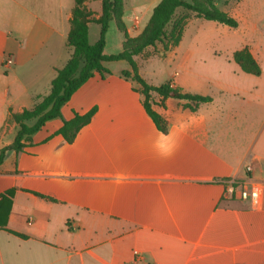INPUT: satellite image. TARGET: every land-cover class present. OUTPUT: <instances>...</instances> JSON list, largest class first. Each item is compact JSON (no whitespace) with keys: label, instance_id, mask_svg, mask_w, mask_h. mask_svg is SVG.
<instances>
[{"label":"crops","instance_id":"crops-1","mask_svg":"<svg viewBox=\"0 0 264 264\" xmlns=\"http://www.w3.org/2000/svg\"><path fill=\"white\" fill-rule=\"evenodd\" d=\"M160 1L125 0V30L110 22L104 53L122 52L126 37L146 29ZM236 1L221 10L239 22L237 28L216 22L213 34L187 36L190 22L201 19L191 15L178 45L166 51L159 43L136 58L151 85L171 82L211 102L170 98L154 105L165 123L161 130L145 109L141 86L123 75L130 64L108 62L110 74L87 80L61 118L27 137L22 151L6 152L0 264H264V53L231 35V29L241 36L244 24L249 27L239 6L245 0ZM75 4L0 0V152L19 130L11 113L47 96L71 58ZM84 5L92 18L101 16L102 0ZM100 32V25L89 24L91 44ZM244 47L260 65L259 76L234 61ZM7 58L13 63L3 66ZM155 61L166 76L162 84L143 72ZM91 111L89 123L67 142L59 133L64 121ZM251 160L256 203L227 193L230 179L246 178Z\"/></svg>","mask_w":264,"mask_h":264},{"label":"trees","instance_id":"trees-1","mask_svg":"<svg viewBox=\"0 0 264 264\" xmlns=\"http://www.w3.org/2000/svg\"><path fill=\"white\" fill-rule=\"evenodd\" d=\"M85 0H75L71 29L68 34V45L73 53L66 65L57 71L52 81L50 93L39 101L32 109L19 113H11L10 121L18 125L19 130L14 142L4 147L0 152V164L9 150L20 152L25 147V139L38 132L48 121L62 117L61 109L71 96L95 73L105 76L110 71L104 63L127 61L131 71L123 72L127 78L141 86L144 96V106L147 113L157 125L164 130L165 123L153 109L154 105H162L167 99H177L190 104H204L212 101L209 96L184 92L181 88L172 86L171 82L159 86L151 85L139 72L136 58L148 48H155L164 43V49L179 44L187 20L191 15L207 21H215L230 28H237L239 22L217 7L215 0H161L154 8L146 29L137 37L129 38L123 44V51L118 54L106 55V34L109 24L115 20L119 29L124 31L123 11L124 0H102L103 12L99 18H92V12L84 5ZM101 26L99 40L95 44L89 42V24ZM234 61L249 74L259 76L261 67L248 47L234 53ZM159 101L155 100V97ZM93 111L85 115H76L70 121H64L59 133L67 142H72L79 130L89 123ZM30 122H34L30 125Z\"/></svg>","mask_w":264,"mask_h":264},{"label":"rangeland","instance_id":"rangeland-1","mask_svg":"<svg viewBox=\"0 0 264 264\" xmlns=\"http://www.w3.org/2000/svg\"><path fill=\"white\" fill-rule=\"evenodd\" d=\"M125 1V0H124ZM136 2L137 0H128ZM139 1V0H138ZM217 5L220 7V9L224 8V6H231L233 4H236V0H229L230 4H227V0H215ZM239 6L244 12L243 19L249 23V27L245 26L244 24V33H240V35L233 34L234 30L231 29V35H235L240 37L239 40L246 39L244 46H251V45H257L261 48V52L264 53V0H245L244 3H240ZM252 23V26L250 25ZM218 25L216 22H209L205 19H199V21H195V19L190 22V24L186 28V35L192 36V35H208L213 34L212 28L214 26ZM256 24V26H254ZM97 25L92 26V32L93 30H96L97 32ZM230 28V27H229ZM93 34V33H92ZM95 36V34H94ZM235 38L234 41H232V44L234 46L237 44L238 41ZM243 41V40H242ZM242 43V45H243ZM187 44V43H186ZM239 45V44H238ZM204 50H208V45L206 44L205 47H203ZM150 57V55H146L144 59L140 60L141 63L146 61V58ZM158 64L159 62L155 61V63H150L147 66H144L143 72L146 73L147 77L156 84H162L165 80V74H160L158 72ZM143 65V64H142ZM168 72L170 71V67L167 66Z\"/></svg>","mask_w":264,"mask_h":264},{"label":"built area","instance_id":"built-area-1","mask_svg":"<svg viewBox=\"0 0 264 264\" xmlns=\"http://www.w3.org/2000/svg\"><path fill=\"white\" fill-rule=\"evenodd\" d=\"M12 63L13 60L11 58H7L3 63V66H8ZM252 169L253 161L251 160L245 166V170L247 173L246 178L241 180L237 178L230 179V181L227 182V193L233 196L234 193L237 191L241 200L251 201L252 203L258 202L260 198V191L258 187L252 184V180L250 178V173L252 172Z\"/></svg>","mask_w":264,"mask_h":264}]
</instances>
